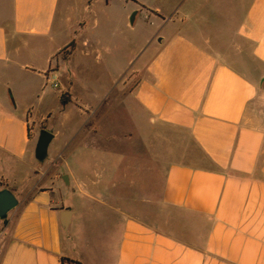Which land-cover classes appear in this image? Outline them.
Returning <instances> with one entry per match:
<instances>
[{
	"label": "crops",
	"instance_id": "obj_1",
	"mask_svg": "<svg viewBox=\"0 0 264 264\" xmlns=\"http://www.w3.org/2000/svg\"><path fill=\"white\" fill-rule=\"evenodd\" d=\"M184 3L174 32L141 53L132 89L130 58L105 90L73 97L81 119L60 159L82 158L91 176L41 179L35 89L57 90L47 76L60 83L59 61L75 51L58 54L74 7L0 0V189L18 199L0 219V264H264V0H195L176 19ZM83 43L100 58V39Z\"/></svg>",
	"mask_w": 264,
	"mask_h": 264
},
{
	"label": "rangeland",
	"instance_id": "obj_2",
	"mask_svg": "<svg viewBox=\"0 0 264 264\" xmlns=\"http://www.w3.org/2000/svg\"><path fill=\"white\" fill-rule=\"evenodd\" d=\"M177 1L90 0L93 4L92 15L81 16L77 8L79 2L86 3V0H66L68 7H74V9H69L68 12L69 19L66 23L68 40L76 32L77 45L72 58L66 65L61 64L62 61H59L60 86L58 87L60 88L54 90L50 88L49 84H46L42 88L38 85L35 89L37 97L34 103H37V105L34 107L31 118V121L35 123L32 130L34 138L37 141L39 131L43 128L51 132L53 136L57 132V136H55L48 147L45 160L43 162L37 161L38 167L43 166L42 175L39 176L40 173H37V178L61 179V170L67 173L71 172L81 178L85 175L86 177L91 176L95 168L89 167L85 169L84 167L87 166H83L82 158L73 157L69 165H66L60 159L63 154V141L69 137L70 131L78 125L81 119L78 113L79 105L73 100V97L76 99H88L91 93L90 90L94 92L105 90L113 74L118 72L121 67H124L130 58L131 68L123 75L122 82L129 85L125 87V91L132 89L138 80L133 68L138 66L141 53L144 52L146 54L149 49L155 48L158 43L157 40L153 39V36L158 33H173L176 26L179 25L178 23L173 24L170 22L173 19V6ZM192 1L195 0H184V6L181 8L183 16L179 14L176 19L186 17L188 5ZM148 10H158L165 16L164 18L169 20V23L166 26L162 25L161 20L152 17L151 15L154 16V14H151ZM133 15L134 19L131 22ZM144 15H147L148 19ZM81 31L82 34L78 35ZM94 38L100 39V44L97 47L101 55L100 58H97L95 54L87 55L84 53V39L93 40ZM53 63H55V59ZM98 80L102 83L100 87H96V89L86 87ZM62 92L69 94L70 102L67 103L66 112H57L59 109V98L57 99V97H60ZM39 96L43 97V100L38 104ZM29 101H31V97ZM49 113L53 117L50 121L51 126L47 125L43 120L38 121L41 117L45 118ZM66 115L67 120L64 122L63 118ZM117 116V121L125 117L122 113H117ZM75 141L76 139L73 142ZM18 179H22V176L20 175Z\"/></svg>",
	"mask_w": 264,
	"mask_h": 264
},
{
	"label": "water",
	"instance_id": "obj_3",
	"mask_svg": "<svg viewBox=\"0 0 264 264\" xmlns=\"http://www.w3.org/2000/svg\"><path fill=\"white\" fill-rule=\"evenodd\" d=\"M134 15L131 18L133 22ZM264 80V78H263ZM53 139V134L46 129H40L34 147V157L37 161L43 162L47 157L48 147ZM18 205V199L8 188L0 189V219H5L7 214Z\"/></svg>",
	"mask_w": 264,
	"mask_h": 264
},
{
	"label": "trees",
	"instance_id": "obj_4",
	"mask_svg": "<svg viewBox=\"0 0 264 264\" xmlns=\"http://www.w3.org/2000/svg\"><path fill=\"white\" fill-rule=\"evenodd\" d=\"M74 34L76 35V32H74ZM75 35L71 37V40L68 42L67 45H65L63 48H61L59 50L58 54L61 55V58L63 60L69 59V57L71 56V54L75 50ZM68 96H69V94L67 92H62L60 94L59 100H60V103H61L62 106L66 105L67 103L70 102V98ZM0 185H4V183H2L0 181ZM61 262H62V264L63 263H66V264H81L78 261H75V260H72V259H69V258H65V257L61 258Z\"/></svg>",
	"mask_w": 264,
	"mask_h": 264
},
{
	"label": "built area",
	"instance_id": "obj_5",
	"mask_svg": "<svg viewBox=\"0 0 264 264\" xmlns=\"http://www.w3.org/2000/svg\"><path fill=\"white\" fill-rule=\"evenodd\" d=\"M47 82L50 83L52 88H55V89L58 88V86H59L58 77L56 76V74L53 70H50L48 72Z\"/></svg>",
	"mask_w": 264,
	"mask_h": 264
}]
</instances>
